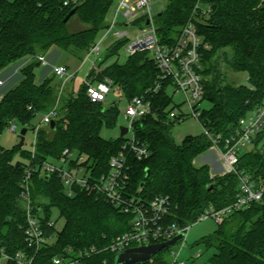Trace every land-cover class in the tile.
Returning <instances> with one entry per match:
<instances>
[{"label":"trees","instance_id":"1","mask_svg":"<svg viewBox=\"0 0 264 264\" xmlns=\"http://www.w3.org/2000/svg\"><path fill=\"white\" fill-rule=\"evenodd\" d=\"M114 1L83 0L64 22L72 8L62 7V0H0V77L9 66L29 59L17 70L16 81L1 90L0 134L11 121L26 132L29 128L34 130L31 126L34 117L54 107L55 75L37 78L36 69L41 65L37 58L52 50L83 57L94 45L98 32L106 28ZM194 3L195 0H166L164 9L154 17L156 33L162 43L172 45L181 28L194 18L202 41L199 73L203 102L210 104L208 110H201L199 123L211 134L229 137L238 120L264 99V0H202L207 5L206 15L200 12L195 15ZM73 18L86 27L69 31ZM120 44L108 51L100 66ZM222 63L235 72L245 73L246 84L226 83ZM158 75L149 53L138 52L129 56L125 64L115 62L100 73L93 70L88 78L91 83L108 78L130 100L145 95ZM60 99L54 128L43 126L36 133L33 158L31 151L19 146L12 150L0 146V248L11 258L22 252L32 258L31 264H50L58 256L76 260L79 252L93 247L98 253L80 258L75 264H113L114 254L106 247L130 230L131 216L93 194L77 191L68 196L56 176L42 178L38 171L32 173L29 182L32 212L39 216L41 210L47 235L54 232L46 226L51 208L58 210L63 225L55 242L37 252L24 240L26 215L20 183L28 167L37 169L43 161L57 160L67 149L83 156L84 165L92 174H107L110 157L122 151L125 144L124 138L111 141L100 136L102 127L116 126L118 109L114 104L104 108L103 104L91 103L86 87L77 94L71 89ZM148 99L151 114L135 122L133 132L147 145L149 155L140 161L130 159L128 193L147 201L156 196L167 198L169 213L164 222L180 228L194 224L209 207L218 211L233 203L238 193L235 175L210 178L206 165H193V160L210 148L209 140L204 135L188 137L177 145L170 136L174 120L179 121L169 119L172 98L161 90ZM263 138L264 129L257 134L253 147L239 157L238 169L255 183L264 182ZM19 152L28 163L15 161ZM201 243L214 250L211 264H264V198L225 217ZM165 250L141 264H168L161 256ZM7 264L16 262L8 260Z\"/></svg>","mask_w":264,"mask_h":264},{"label":"built area","instance_id":"2","mask_svg":"<svg viewBox=\"0 0 264 264\" xmlns=\"http://www.w3.org/2000/svg\"><path fill=\"white\" fill-rule=\"evenodd\" d=\"M158 1V0H156ZM154 0H117L113 19L107 23V33H112L118 26L136 27L139 32L133 39L127 38L128 32L117 31L113 35L120 41H125V49L128 54L134 55L138 52L149 53L156 69L159 72L157 80L153 86L145 92L143 96L133 97L127 100L126 109L123 113L127 120L128 133L130 137L125 140V144L117 155L110 157L108 162V173L94 175L91 170L84 165L85 158L79 156L76 162L70 161L72 151L64 150L56 160L61 166H55L49 161H43L41 165L34 169L28 167L25 170L24 177L20 183L21 199L25 209L26 226L23 229L24 240L27 246L35 252L42 247L52 244V235H47L43 228L42 219L32 212L29 182L33 172L38 171L42 178L56 176L68 196L74 195L77 191L93 194L101 197L106 203L113 206L120 213L130 215V230L127 233L117 236L106 247V250L112 254L121 253L127 249L140 247L144 245L158 244L173 239L176 235L182 234L179 240L182 242L181 248L185 245V238L189 226L180 228L175 224H166L164 219L169 213V202L163 196H156L147 201L139 196L128 193V181L130 174V159L143 160L148 157L149 150L146 144L140 142L134 135V123L151 114V103L149 95L156 94L161 90L170 93V97L181 95L183 104H186L192 118L199 122L201 114L200 104L203 102V85L201 70V38L197 34L194 22L189 21L180 31L176 42L172 45L162 43L157 36L154 25V17L151 5ZM83 0H62V7L76 8ZM200 12L206 15L208 10L202 8V0H195L194 14ZM121 16L126 24L118 25L117 19ZM106 37H104L105 40ZM102 40V42L104 41ZM207 48V46H204ZM100 45H93L85 60L89 61V71L96 70L100 73L104 66H100L97 58ZM94 60L90 61V57ZM41 65L49 66L43 57L37 58ZM84 60V61H85ZM51 72L62 80L59 87V94L63 92L67 83H72L75 74L70 73L65 66L52 65ZM88 75V73H87ZM83 83L86 85V96L91 103L103 104L106 96L111 92L113 84L108 78L103 81L91 83L87 76ZM0 84L2 82L0 81ZM117 91V90H116ZM170 117L173 119H182L179 106L175 105ZM57 116L56 106L43 115L41 123L34 128L36 138L37 131L50 124ZM200 124V123H199ZM11 132H17V124L11 121L7 126ZM203 129V135L211 143L213 150L218 157L220 165V174L222 176L233 174L238 178V193L233 203L218 211L209 207L202 213L195 223L211 218L217 225H220L225 217L233 212L247 208L252 203L261 202L264 198V182L255 183L243 171L238 169L241 149L249 150L253 147L254 140L258 133L264 129V99L252 111H248L238 120L237 127L232 135L223 137L221 134H211ZM35 139L32 143L31 155L34 157ZM261 146L264 148V138ZM215 176V175H213ZM40 210V209H39ZM38 210V211H39ZM46 226L53 228L57 233V223L47 221ZM62 228V227H61ZM60 228V229H61ZM99 251V250H98ZM95 248H90L86 252H79L76 260H71L63 256L54 257L50 264H75V262L84 257L98 253ZM172 256L171 264H185ZM200 257V252L192 254L194 260ZM14 260L16 264H31L32 258L22 252L16 254L14 258L9 257L2 248H0V259Z\"/></svg>","mask_w":264,"mask_h":264},{"label":"rangeland","instance_id":"3","mask_svg":"<svg viewBox=\"0 0 264 264\" xmlns=\"http://www.w3.org/2000/svg\"><path fill=\"white\" fill-rule=\"evenodd\" d=\"M165 3H166V0H158L154 2L151 5L152 14L156 15L160 13L164 9ZM116 4H117V0H115L112 6L110 7V10L107 15L108 20L113 19L114 12L116 9ZM206 6L207 5L202 3L203 9L207 10ZM191 20L194 22L193 17ZM116 23L118 25L126 24L125 20L122 19L121 16L117 19ZM85 27H86L85 25L78 22L75 18H73L68 25V29L71 32L80 31L84 29ZM105 27H107V24ZM117 31H120V32L127 31L128 32L127 38L129 40L133 39V37H135L136 34H138L139 32L138 28L132 27V26L130 27L118 26L115 28V30L112 31V33H109V34L107 33V28L100 30L94 42V45L95 44L100 45V50H99V53L97 54V58L100 62H102V60L106 57L110 49L115 48L117 45L120 44L119 43L120 40L115 38L113 35ZM104 37H106L105 40H104ZM102 40L104 41L102 42ZM88 52H86L83 55V57L79 58L77 56L71 55L61 50H52L46 56L43 57L45 61L48 62L49 66L40 65V67L36 69V76L39 79L45 75L52 74L51 72L52 65L65 66L70 73L75 74V79L73 80V82L65 84L63 92L61 94H59L58 91H59V87L62 85V80L56 76L52 79V86L54 88H57V100L54 105V107L56 106V110H57V105L61 100L60 97L63 95V93L67 94L72 89L74 94H77L79 89L86 87L83 81L85 79V76H87L88 78V75L90 73L88 72L89 67H90V64H89L90 62L85 60V57L88 54ZM227 53H229V51H227ZM129 56L130 55L125 49V44H122V45L120 44V47L116 49V52L114 53V55L107 57L104 60V63L102 65L106 67L115 62L118 63L119 65H122L126 63ZM94 58H95L94 56H91L90 61H93ZM149 58H151L150 55H149ZM27 62H29V59L25 58L21 60L20 62H17L8 67V69L6 70L7 72L5 71V73L0 77V81H2V84H0V95H1L2 89L8 86H11L16 81L18 77L17 70L19 71V69L22 66H24ZM221 70H222V74H223V77L226 83L234 84V85H245L246 84V74L245 73L235 72L229 65L225 63L224 64L222 63ZM88 80H90V78H88ZM167 94L170 95V93L168 92ZM172 100H173V103L169 106L168 113L171 112L172 108L175 105H177L179 106L180 112L182 114L181 120L176 122L173 119L174 124L170 128V136L172 140L177 145H181L182 142L188 137L202 136L203 129L201 125L199 124V122L196 119L191 117L188 106L186 104H183V97L181 95H174L172 96ZM113 104L118 109L117 122H116V126L113 128H107L105 126L102 127L100 131V136L104 140L114 141V140L119 139L120 138L119 127H126L128 124L127 120L125 119L123 115L126 109L127 99L125 98L123 92L120 91L117 87H112L111 92L106 96V100L103 103V107L109 108ZM59 106H60V103H59ZM209 108H210V104L208 102H202L200 104L201 110H208ZM44 114L39 113L34 117V119L31 122V126L33 128L37 127L41 123V120ZM169 119H172V118L169 117ZM21 129L22 127L20 125H17V132H11L6 128L0 134V146L6 150H12L15 147H17L19 144L18 134ZM129 137L130 135L126 134L124 135L123 138L126 140ZM34 139H35L34 130L29 128L24 136L23 145L20 147L21 150L31 151L32 143ZM245 151L246 149L243 148L241 149L240 153L243 154ZM72 154L73 155L70 158V161L76 162V159L79 158V155L75 151H72ZM15 161H21L24 163H28L23 157H21L20 152L16 154ZM217 161H218V157L213 150L211 151V143H210V148L208 149V151L201 154L199 157L195 158L193 160V165H196V166L206 165L208 167L210 178L223 177L220 174L221 169ZM49 162L55 166H61V164L57 162L56 160H50ZM38 213L40 214L39 215L40 219L44 218L43 214L41 213V210H39ZM50 221L54 223L56 222L57 228L59 230L63 225V219L61 218L56 208H51ZM216 228H217V224L211 218L206 219L201 222L191 224L189 226V230L185 238L184 247L181 248L182 242L178 241L175 244L166 248L163 254L161 253L162 254L161 256H163V258L166 260V262H168V264L172 263V259H173L171 256L172 254H173V257H176L178 255V260L184 262L185 264H211L210 258L212 257L214 250L207 249L201 243V240L204 237L213 234ZM56 234L57 233L52 234V240H51L52 243L55 242L56 240ZM196 252H200V257L194 260L192 258V254ZM7 262L8 260L5 258L0 259V264H7Z\"/></svg>","mask_w":264,"mask_h":264},{"label":"water","instance_id":"4","mask_svg":"<svg viewBox=\"0 0 264 264\" xmlns=\"http://www.w3.org/2000/svg\"><path fill=\"white\" fill-rule=\"evenodd\" d=\"M75 11L76 8H73L64 18V22H66L75 13ZM49 125L51 128H54L55 121L51 120ZM119 132H120L119 135L120 138H123L124 135L128 133V128L119 127ZM25 134H26V129L22 128L18 134L19 147L23 145ZM210 188L211 187L207 188V190H210ZM181 238H182V234H178L173 239L166 242L127 249L113 256V264H141L145 261L150 260L152 257H154L157 253H159L163 249H166L169 246L175 244Z\"/></svg>","mask_w":264,"mask_h":264},{"label":"crops","instance_id":"5","mask_svg":"<svg viewBox=\"0 0 264 264\" xmlns=\"http://www.w3.org/2000/svg\"><path fill=\"white\" fill-rule=\"evenodd\" d=\"M2 82V81H1ZM0 97H1V95H0Z\"/></svg>","mask_w":264,"mask_h":264}]
</instances>
